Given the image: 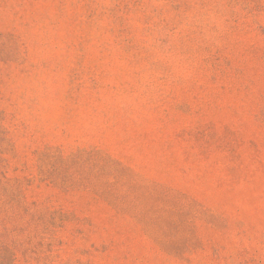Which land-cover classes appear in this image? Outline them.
<instances>
[{
    "label": "rangeland",
    "instance_id": "374dc122",
    "mask_svg": "<svg viewBox=\"0 0 264 264\" xmlns=\"http://www.w3.org/2000/svg\"><path fill=\"white\" fill-rule=\"evenodd\" d=\"M0 264H264V0H0Z\"/></svg>",
    "mask_w": 264,
    "mask_h": 264
}]
</instances>
